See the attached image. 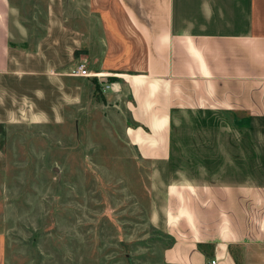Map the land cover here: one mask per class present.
Segmentation results:
<instances>
[{
  "label": "crops",
  "instance_id": "0c3cea01",
  "mask_svg": "<svg viewBox=\"0 0 264 264\" xmlns=\"http://www.w3.org/2000/svg\"><path fill=\"white\" fill-rule=\"evenodd\" d=\"M50 9L41 39L22 49L31 32L0 0V126L61 124L65 106L99 87L105 103L124 105L150 167V220L171 240L165 263L264 264V0ZM84 63L110 88L71 75Z\"/></svg>",
  "mask_w": 264,
  "mask_h": 264
},
{
  "label": "rangeland",
  "instance_id": "374dc122",
  "mask_svg": "<svg viewBox=\"0 0 264 264\" xmlns=\"http://www.w3.org/2000/svg\"><path fill=\"white\" fill-rule=\"evenodd\" d=\"M10 1L31 32L20 47L33 48L54 0ZM96 88L65 106L61 124L0 126V264H166L171 240L150 220V167L129 141L133 124Z\"/></svg>",
  "mask_w": 264,
  "mask_h": 264
},
{
  "label": "built area",
  "instance_id": "2783aa9c",
  "mask_svg": "<svg viewBox=\"0 0 264 264\" xmlns=\"http://www.w3.org/2000/svg\"><path fill=\"white\" fill-rule=\"evenodd\" d=\"M71 75L84 78H98L100 83L104 85V88L107 90L110 88L109 83L104 79V76L97 73H92L87 65L79 64L75 69L72 70ZM210 264H216V260L212 261Z\"/></svg>",
  "mask_w": 264,
  "mask_h": 264
}]
</instances>
